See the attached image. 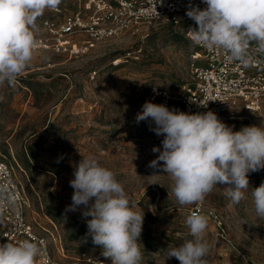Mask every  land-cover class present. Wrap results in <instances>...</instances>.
Returning <instances> with one entry per match:
<instances>
[{
	"label": "rangeland",
	"instance_id": "obj_1",
	"mask_svg": "<svg viewBox=\"0 0 264 264\" xmlns=\"http://www.w3.org/2000/svg\"><path fill=\"white\" fill-rule=\"evenodd\" d=\"M77 6L78 0H62L56 10H46L37 21L39 37L48 36L43 20L59 22ZM189 27L150 22L95 43L80 56L40 46L15 85L0 88V159L13 167L26 197V218L48 236L58 261L102 250L86 236L91 217L82 216L83 206L65 211L72 203L74 165L94 155L123 183L135 210L144 212L142 264H180L166 258L167 249L182 243L185 218L195 204L179 206L170 178L148 166L159 155L152 148L162 150L163 136L150 130V121L135 118L146 101L159 104L151 100L153 88L178 93L190 81L196 47L186 36ZM234 115L224 122L234 131L264 125V104L254 112L237 107ZM248 178L250 189L259 187L264 169ZM225 187L218 185L201 203L217 215L214 220L202 213L209 221V264H264V220L255 213L250 191L229 206ZM1 226L0 218V231Z\"/></svg>",
	"mask_w": 264,
	"mask_h": 264
},
{
	"label": "clouds",
	"instance_id": "obj_2",
	"mask_svg": "<svg viewBox=\"0 0 264 264\" xmlns=\"http://www.w3.org/2000/svg\"><path fill=\"white\" fill-rule=\"evenodd\" d=\"M61 2L0 0V88L14 86L30 66L40 43L37 21ZM202 2L205 8L189 4L186 11L197 25L189 28L194 46L224 51L229 60L243 66L264 56V0ZM207 103L201 105L207 107ZM135 119L137 123L150 121L155 125L150 130L163 136L162 150L152 148L159 155L148 166L170 178V193L179 206L202 203L218 185H227L229 206L239 204L250 191L255 213L264 220V183L250 189L248 178L250 172L264 169V125L234 131L211 110L189 113L150 101L142 105ZM73 176L72 203L65 211L75 212L83 206L82 216L91 217L86 220V236L102 248L111 264H142L144 212L135 210L116 174L94 155H87L74 165ZM19 208L9 185L0 182V216L8 209L18 213ZM185 225L182 243L167 249L166 258L174 257L180 264H209L208 217L193 211L186 216ZM46 255L43 242L35 238L0 244V264H38Z\"/></svg>",
	"mask_w": 264,
	"mask_h": 264
},
{
	"label": "built area",
	"instance_id": "obj_3",
	"mask_svg": "<svg viewBox=\"0 0 264 264\" xmlns=\"http://www.w3.org/2000/svg\"><path fill=\"white\" fill-rule=\"evenodd\" d=\"M189 4L201 9L206 7L202 0H78L77 8L61 21H42L48 36L39 37L38 47H51L70 56H80L95 43L123 32L138 31L142 25L158 20L185 23L189 28H195V22L186 15ZM189 28L186 36L191 40ZM195 47L190 53V81L183 83L178 93L153 88L151 100L157 99L169 109L189 113L211 110L223 122L235 118L234 109L237 107L251 112L259 110L264 104V56H256L250 66H243L229 60L224 51ZM206 103L207 107L201 105ZM0 182L9 185L20 206L18 213L8 209L0 216V244L33 238L42 241L47 255L38 264H111V260L102 255L103 250L82 252L69 262L55 259L48 236L27 220L25 194L13 167L3 159H0ZM193 211L206 212L214 220L217 218L212 209L204 210L201 203L195 204L189 214Z\"/></svg>",
	"mask_w": 264,
	"mask_h": 264
}]
</instances>
